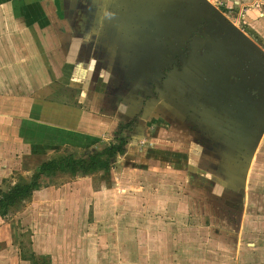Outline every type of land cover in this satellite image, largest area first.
<instances>
[{
  "label": "rangeland",
  "instance_id": "1",
  "mask_svg": "<svg viewBox=\"0 0 264 264\" xmlns=\"http://www.w3.org/2000/svg\"><path fill=\"white\" fill-rule=\"evenodd\" d=\"M228 14L235 16V12ZM19 27L15 23L6 27L4 18H0L3 190L52 157L54 143L73 146L70 150L81 158L85 156L83 150L101 151L107 142L101 140L103 130L93 121L87 130L97 135L84 140L85 136L77 133L76 122L70 134L60 126L52 129L46 122L56 120L54 109L49 113L44 100L35 103L22 98L37 90L42 81L36 80L35 71L21 73L14 67L24 55L17 57L19 52L9 29L19 31ZM28 57L26 54L24 59ZM109 73L106 71L104 79H109ZM136 79L138 86L140 78ZM89 84L86 78V92L91 91ZM99 89L110 97L100 102L103 112L110 117L117 113V124L129 123L144 104L143 96L132 103L114 98L110 82ZM133 91L129 94L138 95L137 89ZM94 100L85 105H95ZM143 108L138 124L147 130L146 137L134 143L123 131L126 152L116 156L109 170L94 174L79 170L76 175L59 176L35 191L20 210L0 217V264H31L15 258L16 254L20 256L21 239L25 244L32 241L36 258L47 255L50 264H264V136L253 158L246 197L240 203L243 210L238 214L236 201L211 174L214 169L220 175L226 160L215 147L204 148L210 143L189 127L191 119L183 120L189 116L181 114V122L154 120L148 116L151 109ZM58 120L59 125L63 123ZM200 138L203 149L195 148ZM116 139L111 136L108 142L117 143ZM198 167L206 172H198ZM211 180H217V184ZM234 196L238 197L236 192Z\"/></svg>",
  "mask_w": 264,
  "mask_h": 264
},
{
  "label": "water",
  "instance_id": "2",
  "mask_svg": "<svg viewBox=\"0 0 264 264\" xmlns=\"http://www.w3.org/2000/svg\"><path fill=\"white\" fill-rule=\"evenodd\" d=\"M83 3L88 18H98L95 14L105 6V18H115L106 30L109 36L119 26L114 30L118 40H108L124 51L117 59L139 66L137 70L155 66L137 73L138 86L153 81V73L163 74V66L177 62L175 50H181V114L195 122L206 118L204 129L224 143L218 149L227 163L221 182L238 194L240 214L249 170L264 136V46L211 0ZM204 102L210 107L199 117L197 106Z\"/></svg>",
  "mask_w": 264,
  "mask_h": 264
},
{
  "label": "crops",
  "instance_id": "3",
  "mask_svg": "<svg viewBox=\"0 0 264 264\" xmlns=\"http://www.w3.org/2000/svg\"><path fill=\"white\" fill-rule=\"evenodd\" d=\"M83 1L0 0V18H4L6 27L13 23L20 26L19 31L11 28L9 33L13 35L12 41L18 49L17 57L23 55L26 57V54L29 56L28 60L21 57L22 59L17 60L14 67L21 73L35 71L38 75L36 80L42 81L37 90L22 95V98L31 99L35 103L44 100L47 104L46 111L49 108V113L54 109L56 120L50 118L49 122H46L52 129L60 126L70 134L69 132H73L72 130L76 126L73 122H76L77 133L82 137L85 136L83 140L86 136L91 138L92 134L93 136L97 135L93 131L87 130L90 122L98 124L103 130L99 137L101 140L107 141L103 150L107 145L113 143L108 140L111 139V136L117 137L118 132L116 134V131L119 126L122 123H128V121L117 124V113L110 117L103 112L100 102L108 101L110 97L102 93L99 86L105 87L106 85L104 82L108 78L104 79L106 71L114 73L132 69L126 68L123 66L125 62L117 59L118 55H124V51L119 49L120 45L108 42L110 38L118 40L114 30H118L119 26L115 28L114 25L115 29L108 36L109 33L106 29L112 27L113 23L110 22V19L115 18H105L106 6L103 10L101 9V12L95 14L98 15V18H88V15H85L83 23L75 18L76 4ZM220 2L222 8L224 7V12L264 46V2L262 0H220ZM231 12H235L233 18L228 14ZM79 23L82 24L79 25ZM17 38L20 40L18 41ZM129 52L131 53V51ZM86 78L89 80V88H91V91L87 89V92L85 91V88L88 87L85 85ZM23 80L24 78H20L19 82H23ZM23 87L25 88V85ZM86 93L87 95H85ZM92 95H94L92 98H88ZM94 98V101H97L96 106L94 104L85 105V102L90 104ZM56 116L61 118L63 123L59 125L60 121L57 122ZM110 119L112 120L110 121ZM125 135L129 136L132 142L137 143L138 138L144 140L147 130L145 131L143 128L139 134L130 131ZM54 144L55 149L52 150L54 153L59 149L70 150L73 148V146ZM83 151L89 153L91 149ZM115 160L116 158L112 159V161ZM252 244L254 245V243ZM17 257L21 258L16 254L15 258Z\"/></svg>",
  "mask_w": 264,
  "mask_h": 264
},
{
  "label": "flooded vegetation",
  "instance_id": "4",
  "mask_svg": "<svg viewBox=\"0 0 264 264\" xmlns=\"http://www.w3.org/2000/svg\"><path fill=\"white\" fill-rule=\"evenodd\" d=\"M77 7L76 9L79 10L77 12V14H80L81 16L77 18V14L76 15V19L80 22H84V18L85 15L87 16L86 12H87V7L84 5L83 2H80L78 4H76ZM81 23H79L80 25ZM175 54L177 57V62H174L172 64H169L168 66H163V74H160V72L158 73H153L154 76H156L154 78L153 81H151L150 83L148 82H142L143 84H141L140 86H136L138 79L136 78H140L137 76V73H140L141 71H146V70H150L152 71V69L155 68V66H145L142 68H146V69H140L137 70L135 68H138L139 66H132L131 67V71H127V72H120L118 75L116 73L118 72H114L115 74H111V72L109 73V79L106 81L110 84H112L113 88L115 89V98H120L121 102H128V103H132V102H137L142 98L144 101V104H141V111L138 112V114L136 113V116L132 117L129 120V123H122L119 128H118V135L116 138H124L123 136V131H126L127 133H129L130 131H135L137 132V134L141 133L143 128H136L137 126H139L138 122L140 120V117L142 118L143 116V112L142 110H144V106H147L148 109H151L148 116L150 115L151 118H154V120L156 118H161L162 120H173V121H182L181 120V50L176 51L175 50ZM127 68V67H126ZM140 71V72H139ZM149 71V72H150ZM113 73V72H112ZM126 74V75H125ZM114 75H117L118 79L120 81H118V79H114ZM159 76V79H158ZM140 81V80H139ZM119 82V83H118ZM137 88H136V87ZM134 89L138 90V95H130L129 93H133ZM149 102V104H148ZM150 104L153 105V107H150ZM202 106H197V110L199 111V117H200V113L203 112V109H207L208 105L204 103H201ZM214 111L217 112L216 107H214ZM211 117V116H210ZM137 119V121H135ZM159 120V119H157ZM183 120H185V122H188L190 120V117H188L187 119L184 118ZM206 121L207 119L205 118V120H201V122H195L194 120H192L193 123H187L189 125V127H191L192 129H196L200 135L201 138H207L209 141V147H204L205 149H209L210 147H215L214 150L219 149L218 147L224 146L223 142H219L217 143V140L215 139V137H213V131L212 130H205L206 128L203 127V125H206ZM205 128V129H204ZM137 130V131H136ZM230 135V134H228ZM232 137V136H231ZM200 138V140H198V142L195 144V148L200 147V149H203L201 143L203 142L202 139ZM127 139V138H126ZM117 140V139H116ZM217 152V151H216ZM218 155V154H217ZM222 156V155H221ZM222 161V159H221ZM199 161H196V163ZM217 163H223V162H219V160H216ZM196 169V167H195ZM198 172H206L205 170H202V168L198 167ZM210 174V173H209ZM212 175H214L215 179L218 180V184L221 186V189L225 192H227L229 195V197L233 198L236 203L234 204V207L238 213V209H237V205H239L238 203V197H235V191L229 189L227 186L223 185L221 181L223 174V171L220 172V175L218 174V171H214L211 173ZM199 176V175H197ZM202 176V174H201ZM217 180H211V182L213 181V184H217ZM237 194V193H236ZM238 195V194H237Z\"/></svg>",
  "mask_w": 264,
  "mask_h": 264
},
{
  "label": "trees",
  "instance_id": "5",
  "mask_svg": "<svg viewBox=\"0 0 264 264\" xmlns=\"http://www.w3.org/2000/svg\"><path fill=\"white\" fill-rule=\"evenodd\" d=\"M125 143L124 138H118L117 143L113 142L101 151L83 152L85 156L81 158L75 157L70 152L72 150L59 149L52 157L40 163L31 174L19 176L18 180L6 190L0 188V217L7 216L11 211L20 210L32 199L35 191L50 184L59 176L76 175L79 170H83L86 174L108 170L112 165V159L118 154L125 153ZM31 244L32 241L25 244L21 239L19 243L21 259L30 261L31 264H50L51 260L47 255L41 256V259L36 258Z\"/></svg>",
  "mask_w": 264,
  "mask_h": 264
},
{
  "label": "built area",
  "instance_id": "6",
  "mask_svg": "<svg viewBox=\"0 0 264 264\" xmlns=\"http://www.w3.org/2000/svg\"><path fill=\"white\" fill-rule=\"evenodd\" d=\"M214 1V3L220 8V9H222V3L220 2V0H213ZM263 2H264V0H262ZM223 10V9H222ZM224 11V10H223ZM236 24H238L239 25V23L237 22Z\"/></svg>",
  "mask_w": 264,
  "mask_h": 264
}]
</instances>
